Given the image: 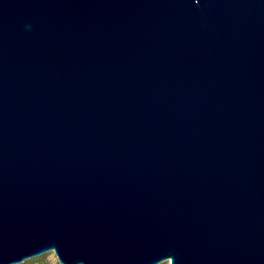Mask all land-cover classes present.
<instances>
[{"label":"water","instance_id":"water-1","mask_svg":"<svg viewBox=\"0 0 264 264\" xmlns=\"http://www.w3.org/2000/svg\"><path fill=\"white\" fill-rule=\"evenodd\" d=\"M264 264V0H0V264Z\"/></svg>","mask_w":264,"mask_h":264},{"label":"rangeland","instance_id":"rangeland-1","mask_svg":"<svg viewBox=\"0 0 264 264\" xmlns=\"http://www.w3.org/2000/svg\"><path fill=\"white\" fill-rule=\"evenodd\" d=\"M25 261H28L25 264H60L53 251L43 253L39 256L29 258ZM23 262H21L19 264H23ZM159 264H169V261H163Z\"/></svg>","mask_w":264,"mask_h":264},{"label":"trees","instance_id":"trees-1","mask_svg":"<svg viewBox=\"0 0 264 264\" xmlns=\"http://www.w3.org/2000/svg\"><path fill=\"white\" fill-rule=\"evenodd\" d=\"M28 261H24L23 264L27 263Z\"/></svg>","mask_w":264,"mask_h":264}]
</instances>
